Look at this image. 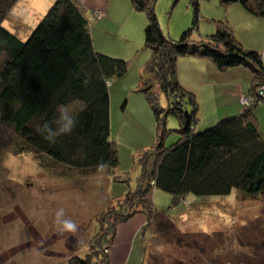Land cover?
Wrapping results in <instances>:
<instances>
[{
	"label": "trees",
	"instance_id": "obj_1",
	"mask_svg": "<svg viewBox=\"0 0 264 264\" xmlns=\"http://www.w3.org/2000/svg\"><path fill=\"white\" fill-rule=\"evenodd\" d=\"M18 1L0 0V124L14 134L15 152H32L39 164L48 162L73 177L116 169L119 158L110 134L109 89L113 80L125 76L128 62L97 51L91 38L95 17L84 14L73 0H55L29 37L19 39L4 27ZM178 1L172 0L173 4ZM204 1H217L223 9L239 5L251 17L264 20V0H188L193 10L191 26L173 41L160 29L156 0H131L133 9L146 16L144 47L150 57L142 67L138 92L154 115L156 142L139 156L135 190L114 201L120 204L118 208L98 217L104 233L84 257L71 256L68 264H109L108 251L117 227L138 214L145 221L142 235L154 223L158 235L173 230L166 212L153 207L154 190L171 196L170 208L189 195L225 197L235 191L247 198L264 196V136L255 117L257 104L264 102L263 58L257 51L244 49L225 20L217 22L216 31L205 40L193 39L199 4ZM180 57L208 59L219 72L248 69L252 103L221 114L219 121L198 125L195 96L177 78ZM154 82L167 99L166 108L159 106ZM60 106L76 123L70 133L50 141L39 129L45 124L58 129L55 121ZM168 116L176 119V129L166 128ZM169 133L179 138L166 147Z\"/></svg>",
	"mask_w": 264,
	"mask_h": 264
},
{
	"label": "rangeland",
	"instance_id": "obj_2",
	"mask_svg": "<svg viewBox=\"0 0 264 264\" xmlns=\"http://www.w3.org/2000/svg\"><path fill=\"white\" fill-rule=\"evenodd\" d=\"M96 1L105 2L104 7H99L101 11L92 12L96 19L92 31L101 50L97 51L128 62L125 76L113 80L109 89L111 140L118 150L119 164L114 170L104 168L73 177L48 162L39 164L32 152L17 154L14 134L0 124V264H68L71 256L84 257L104 233L99 229L98 217L106 210L118 208L120 204L114 201L135 190L139 156L156 142L154 115L138 92L142 67L150 57L144 47L146 16L133 9L131 0ZM40 2L19 0L4 27L26 40L50 8L37 16V9L43 10L37 7ZM154 12L161 31L173 41L179 40L193 19L188 0L176 4L172 0H156ZM223 18L217 1L200 2L199 22L192 38L205 40ZM236 25L237 33L247 38L240 42L242 47L259 52L264 62V35L248 29L255 27L252 23L238 21ZM200 59L180 57L176 71L179 84L195 96L198 125L203 126L210 102L204 97L211 96L212 111L216 105L224 110L222 107L230 102L233 80L247 81L252 74L238 67L234 69L242 71L236 75L212 78L209 70L202 69ZM190 74L194 78H189ZM153 90L158 94L159 106L166 108L167 99L157 82L153 83ZM237 101L240 107L246 106L252 103L253 96L248 92ZM260 103L255 110L259 122L264 112V102ZM165 122L167 129L178 127L171 116ZM178 138L176 133H169L165 146ZM116 176L122 180H116ZM151 201L154 209L171 218L173 230L158 235L154 223L142 235L144 221L131 246H137L142 238L145 258L134 254L130 264H143V259L146 264H174L179 260L185 264H264V196L247 198L235 191L225 197L189 195L185 202L170 208L171 196L154 190ZM140 215L121 227H137ZM114 252L125 255L124 251Z\"/></svg>",
	"mask_w": 264,
	"mask_h": 264
},
{
	"label": "crops",
	"instance_id": "obj_3",
	"mask_svg": "<svg viewBox=\"0 0 264 264\" xmlns=\"http://www.w3.org/2000/svg\"><path fill=\"white\" fill-rule=\"evenodd\" d=\"M54 1L55 0H41L40 3H37V7L38 8H43L42 12L39 9H37L39 11L37 13V16L39 14H43V12H45V10H47V8H49L54 3ZM73 1L76 3V5L79 7V9L84 14H86L88 17H89L90 14H92L93 11L100 10L99 7H104V3H105V2L96 1V0L95 1L94 0H73ZM16 4H15V6H16ZM13 8H12V10H13ZM108 9H109V11H111V8H108ZM220 9H222V13L224 12L223 20H225L228 23V25L231 27V29L233 31V34L235 35L236 39L239 42H243L245 37H243L239 33H237V25L236 24H237L238 21L245 22V23H248V24L252 23L255 27L248 28V29L259 31V36H263L264 35V20L251 17L239 5H232V6L228 7V8H226V9H223V8L220 7ZM12 10H11V12H12ZM11 12H10V14H11ZM103 13H104V11H103ZM90 20H91V16H90ZM95 20L96 19L91 20V38H92L94 47L97 48V50L101 51L98 48L100 46L97 44L98 41H95L94 32L92 31L93 30V24H94ZM245 30L247 32V29H245ZM245 39H247V38H245ZM199 61H200V64L203 66V68H202L203 70L204 69L205 70H209L211 72V75L213 74L212 78L218 77L219 75H226V74H234V75H236V74L240 73V71H242V70L233 68V69H228V70H226L224 72H219L215 68L213 63H211L210 60H208V59H200ZM189 78H194V75L190 74ZM204 78H208V77H206V75L204 74ZM248 78H249V75L247 77V81L248 82L245 81L246 79L233 80L232 86H231L232 92L230 93V102L228 104H226V106L222 107L224 110H221V107H219L218 105H216V106L214 105L215 106V111H212L211 108H213V104H212L211 96L206 95L204 97L205 99H206V97H208L209 100H210L209 104L206 105L207 108H209V116L206 117V121L205 122L208 123V122H210L212 120H216L223 113H227L228 114L230 112H236V110H238L240 108V105H239L237 100H239L241 95L243 96L245 94L246 95L248 94V92H249V82H250V78L249 79ZM244 81H245V85L243 84ZM111 88H112V85H111L110 89ZM109 96H110V94H109ZM208 98L206 99L207 102H208ZM261 104L262 103H258L257 104V108ZM258 126H259V131L261 132V135L264 136V112L262 113V117L260 118V122L258 121ZM110 134H111V131H110ZM117 177L120 178L119 176H116V178ZM140 216L142 217V218H140V223L135 228H127V226H124L122 228L121 225H119L117 227V233H116L113 245L111 246V248L108 251L109 264H130L131 263V258L134 256V254H135V256H139V257L142 256L143 257L142 248H141L142 245H143V242H142L141 239L137 243L138 244L137 246H135V245L131 246V242L133 241V239H135L136 234H137L140 226H142L143 223H144L143 216L142 215H140ZM122 226H123V224H122ZM116 250L117 251L119 250V252H123L124 251L125 255L117 254L116 252H114ZM113 253H115V254H113ZM140 259L142 261V258H140ZM132 264H134V263H132Z\"/></svg>",
	"mask_w": 264,
	"mask_h": 264
},
{
	"label": "clouds",
	"instance_id": "obj_4",
	"mask_svg": "<svg viewBox=\"0 0 264 264\" xmlns=\"http://www.w3.org/2000/svg\"><path fill=\"white\" fill-rule=\"evenodd\" d=\"M59 118L55 121V123L59 126L56 131H53L48 124H45L41 129H39L42 133H47L45 139L53 140V138L62 133H70L75 126L74 117L69 114L68 110L64 106H60L58 108Z\"/></svg>",
	"mask_w": 264,
	"mask_h": 264
}]
</instances>
